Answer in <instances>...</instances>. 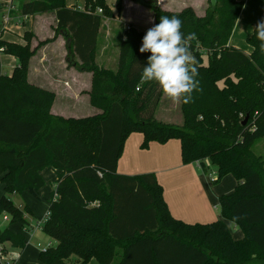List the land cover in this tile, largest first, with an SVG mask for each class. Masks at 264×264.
Returning a JSON list of instances; mask_svg holds the SVG:
<instances>
[{
	"label": "trees",
	"instance_id": "trees-1",
	"mask_svg": "<svg viewBox=\"0 0 264 264\" xmlns=\"http://www.w3.org/2000/svg\"><path fill=\"white\" fill-rule=\"evenodd\" d=\"M136 1L153 11L154 23L160 16H177L185 35L196 34L190 51L198 62L201 90L193 92L191 103H180L181 125L156 118L164 94L156 82H140L150 55L139 51L145 31L125 30L117 70L97 65L102 21L114 15L106 0H84L81 10L68 8L66 0H21L13 11L28 18L55 14L68 66L92 74L90 105L102 113L77 119L51 114L55 94L28 80L30 60L41 43L30 48L31 31L24 33V44L0 39V55L18 61L8 74L0 60V183L5 190L0 217L6 214L9 225L20 226L16 232L0 228L2 252L7 245L22 252L24 231L34 228L31 208L18 207L10 196H38L45 186L41 172L50 167L57 172L56 188L41 230L54 244L40 252L42 264H264V160L253 152L264 138V55L255 30L247 38L249 55L229 44L244 2L208 0L204 16H198L190 6L170 12L156 1ZM122 3L115 0L117 13ZM7 4L0 0V12ZM132 133L143 134L144 149L177 139L184 164L209 160L217 167V180L232 175L238 185L220 197L219 208L243 239L234 240L222 220L188 224L175 219L153 173L118 174Z\"/></svg>",
	"mask_w": 264,
	"mask_h": 264
},
{
	"label": "crops",
	"instance_id": "crops-1",
	"mask_svg": "<svg viewBox=\"0 0 264 264\" xmlns=\"http://www.w3.org/2000/svg\"><path fill=\"white\" fill-rule=\"evenodd\" d=\"M11 2L14 4V1L6 0V3ZM243 2V8L233 29L229 44L235 48L241 49L249 55L251 53V48L247 44V38L253 33L256 23L264 12V0H243ZM123 3V16H125L127 8L132 9L136 14L139 13L142 16L140 22H136V24L132 23L134 28H137L138 31H144L153 26L154 15L149 8L137 3H130L128 0H124ZM201 5L202 3L198 5L196 2L192 3L191 0H160V4H158L163 10L170 12H180L182 9L190 6L195 10L197 15L201 10L197 6ZM66 6L68 8H83L84 0H74L72 4L66 1ZM174 7H178V10L171 9H175ZM5 8L0 12V18L2 13L6 10ZM204 14L198 16H204ZM48 15L54 16L55 23L53 24L56 26L57 20L54 13L36 15L29 18L40 17L42 20ZM15 19L17 20L15 21ZM142 22L147 23L148 28L140 29L139 27H143L141 24ZM10 25H12L11 29ZM23 25L24 23L21 22V17L13 15V19L7 25L6 30L2 34V38L9 42L23 44V35L26 31L33 30L36 33L34 28H28L27 30L20 32L18 29L20 27L17 26ZM129 27L131 26L128 25L127 29ZM146 31L147 30H145V32ZM103 33H105L103 34V37H100V28L98 48L101 44V40L102 48L99 56H96V62L101 68L115 71L118 67L117 59H119L120 42L124 40V36L123 39H121L115 34L117 31L109 28L108 25L104 26ZM113 40L117 41L112 43ZM55 43H59L58 51L60 54V60L57 63L58 73L52 78H47L45 75V77H42L43 75H40L35 81L30 80L31 77L29 74V82L40 88L50 90L55 94V103L51 108V114L54 116L76 119L85 118L84 114H79V117L76 115L79 113L77 103L82 99V101L87 103V109H85L86 113H89L90 116L97 114V112H100L101 110L93 108L90 105L89 92L92 87V74L80 72L75 67H69L68 63L66 64L64 62L68 50L63 36H60ZM111 47L113 48L112 51L115 49V68L110 66L111 57L109 56V49ZM43 56L44 57L41 60L44 62L46 60V54H43ZM6 58L7 59H5L4 63L12 66L9 67L11 68L10 71L8 70L4 73L11 74L17 66L18 61L12 62L11 60L13 57L11 56H7ZM98 59L101 61L99 62ZM205 63H207L206 57ZM1 64L2 68H5L2 60ZM44 70L46 69H44L43 66V69H40L39 73L44 74ZM91 107L92 109H90ZM72 108H74L75 111ZM143 139V134L141 133H132L127 138L122 156L118 162L117 173L126 176L153 173L163 188L164 200L170 214L175 219L188 224H208L222 220L229 227L234 240L243 239V232L233 222L224 219L221 216L219 208L220 197L233 193L238 185L237 180L232 175H226L221 180H217V167H215L209 160H204L202 163L196 162L187 165L184 164L181 155V143L177 139H172L165 144L152 142L146 149L142 148ZM41 176L45 181V186L39 191L38 196L35 197L30 192H24L21 196H23L24 204L31 208L34 214V219L43 218V221L40 222L43 223L47 216L50 194L56 188L57 172L49 167L41 172ZM4 194V186L0 183V199ZM17 206L22 207L21 204ZM40 206L41 213H39ZM42 208L44 209V212H42ZM33 220L30 219L31 225L34 228L30 231H24L26 238V246L24 250L19 252L18 250L11 248L10 254L17 255L13 264H42L38 259L41 248L51 242L49 241L50 238L42 232L40 227H38V224H33ZM1 226L3 228L8 227L15 232L20 231L19 225H9V222H4ZM88 264L99 263L96 260H91Z\"/></svg>",
	"mask_w": 264,
	"mask_h": 264
},
{
	"label": "rangeland",
	"instance_id": "rangeland-1",
	"mask_svg": "<svg viewBox=\"0 0 264 264\" xmlns=\"http://www.w3.org/2000/svg\"><path fill=\"white\" fill-rule=\"evenodd\" d=\"M6 1V0H4ZM21 0H14V5L15 7L18 6V4L20 3ZM67 2H69L70 4H72V2L74 0H66ZM124 1V0H123ZM130 3H137L141 6H143L142 4L138 3L136 0H128ZM146 2H150V1H156V0H144ZM190 1V0H189ZM175 2V1H174ZM191 2H196L198 5H200L202 3L201 6H197L198 8H200V12H198V15H202L204 14L206 8L208 7V0H191ZM106 4L109 6V8H111V10L114 12V15L110 18H104L102 21V25H101V36L103 37V33L104 32V26H107L111 29H115L117 31V36H119L121 39H123L125 30L127 29V26H131V29H135L138 31L137 28H134L132 23L136 22H140L142 20V16L139 13H135L132 9L127 8L126 12H125V16H123V12H124V3H122V8L121 10L117 13V10L115 9V0H106ZM160 7V6H159ZM161 8V7H160ZM175 9L171 8L172 10H178V7H174ZM150 10V9H149ZM152 13L153 11L150 10ZM51 14V13H50ZM154 15V14H153ZM1 20V19H0ZM17 19H15L16 21ZM108 20V21H107ZM21 22L24 23L23 26H17L20 27L18 28L20 30V32L27 30L28 28H34L36 33L31 30L32 33H34L35 37L32 38L31 42H30V48L34 49L36 48L40 43L41 46L38 48L36 54L31 58L30 60V64H29V71L28 72V78H29V74H30V80L31 81H35L36 78L40 77V75H43L42 77H47V78H52L54 75H56L58 73V66L57 63L60 60V54L58 51V47H59V43H55L56 40L62 36L60 34H58V32L56 31V26L54 22V16L53 15H48L46 17H44L42 20L40 17H36V18H24L21 17ZM108 22V24H107ZM131 22V23H128ZM146 22V21H145ZM143 27H139L140 29H145L147 26V23H141ZM12 28V25H10V29ZM107 29V27H106ZM147 30V29H145ZM144 30V31H145ZM117 40H113L112 43L116 42ZM121 43V42H120ZM24 44V43H23ZM101 44H102V40H101ZM99 45V48L97 50V57L99 56L100 52H101V48L102 45ZM66 48V47H65ZM116 48V46H115ZM112 47L109 49V56L111 57V62H110V66L112 68L116 67V57L114 55L115 49L112 51ZM43 54H46V60L43 62V60H41L44 56ZM7 55L5 54H1L0 58L2 60V63L4 64L5 68L3 69V72L5 71H10L12 65H7L4 63L5 59ZM119 57V56H118ZM67 58H68V53L66 58L64 59L65 63L67 64ZM11 60V59H10ZM13 61H17L14 58H12L11 60ZM98 61L100 62L101 60L98 59ZM117 63H118V59H117ZM44 66V74H40V69H43ZM45 75V76H44ZM38 87V86H37ZM50 91V90H48ZM52 92V91H51ZM53 93V92H52ZM83 100V99H82ZM80 100V102L77 103L78 105V111L79 113H77L76 115H78V117L80 116L79 114H84V117L86 116H90L89 113H86L87 109V103ZM55 103V100L53 102V104ZM52 104V106H53ZM76 105V106H77ZM75 106V107H76ZM74 107V106H72ZM181 104H174L170 99H168L165 95H163V98L161 100V103L155 113V116L158 120L164 121L166 123L169 124H173V125H181L182 124V113H181ZM52 108V107H51ZM74 111L75 109L72 108ZM92 109V107L90 108ZM51 111V110H50ZM102 111L97 112V114L93 115V116H98L101 115ZM91 117V116H90ZM65 119H69V118H65ZM253 152L255 155L260 156L261 158H263L264 160V138L260 139L259 141H257L255 143V145L253 146ZM50 184V183H48ZM11 199L14 201L15 204L19 205L21 204V206H24V201H23V196L21 195H11L10 196ZM24 204V205H23ZM39 213H41V206L39 207ZM42 212H44V209L42 208ZM46 214V211H45ZM1 220V219H0ZM35 225L39 224L41 221H43L42 219H34L33 220ZM10 222V220H9ZM3 221H0V224H3ZM3 227L1 226V229ZM49 241L54 244L53 240ZM6 247V252H5V261H3V263L6 264H13L14 263V258L11 257V248H9L10 246L7 245ZM74 258V257H73Z\"/></svg>",
	"mask_w": 264,
	"mask_h": 264
},
{
	"label": "clouds",
	"instance_id": "clouds-1",
	"mask_svg": "<svg viewBox=\"0 0 264 264\" xmlns=\"http://www.w3.org/2000/svg\"><path fill=\"white\" fill-rule=\"evenodd\" d=\"M156 3L160 4V0ZM182 25L177 16H160L159 22L147 29L139 49L150 53L146 66H142L140 82H156L174 104L191 103L193 92L201 90L198 62L190 51L191 41L197 37L194 32L185 35ZM254 30L264 55V19L257 22Z\"/></svg>",
	"mask_w": 264,
	"mask_h": 264
},
{
	"label": "built area",
	"instance_id": "built-area-1",
	"mask_svg": "<svg viewBox=\"0 0 264 264\" xmlns=\"http://www.w3.org/2000/svg\"><path fill=\"white\" fill-rule=\"evenodd\" d=\"M6 10L2 13L1 15V20H0V39L2 38V34L3 32L6 30V27L7 25L11 22V20L13 19V11L16 10V7L15 5L11 2V3H8L6 5ZM78 9H82V8H78ZM88 13H91L90 10L87 11ZM97 14H101L102 13V10L101 9H97L96 11ZM4 50V48L0 47V53H2ZM215 181V180H214ZM0 221H3V222H9V216L4 214L0 217ZM41 224L42 223H39L38 224V227L41 228ZM0 228H1V224H0ZM53 244L52 243H49L48 245H46L45 247H42L41 248V252H44L46 251L50 246H52ZM5 254L2 252V246L0 245V261L3 262L5 261ZM11 257L14 258V260H16L17 258V255L15 254H11Z\"/></svg>",
	"mask_w": 264,
	"mask_h": 264
},
{
	"label": "water",
	"instance_id": "water-1",
	"mask_svg": "<svg viewBox=\"0 0 264 264\" xmlns=\"http://www.w3.org/2000/svg\"><path fill=\"white\" fill-rule=\"evenodd\" d=\"M246 122V120L244 121V123Z\"/></svg>",
	"mask_w": 264,
	"mask_h": 264
}]
</instances>
